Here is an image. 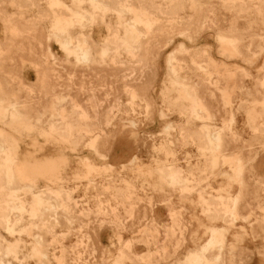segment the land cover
Here are the masks:
<instances>
[{"label":"rangeland","instance_id":"1","mask_svg":"<svg viewBox=\"0 0 264 264\" xmlns=\"http://www.w3.org/2000/svg\"><path fill=\"white\" fill-rule=\"evenodd\" d=\"M0 182V264H264V0H0Z\"/></svg>","mask_w":264,"mask_h":264},{"label":"bare ground","instance_id":"2","mask_svg":"<svg viewBox=\"0 0 264 264\" xmlns=\"http://www.w3.org/2000/svg\"><path fill=\"white\" fill-rule=\"evenodd\" d=\"M77 2H78V1H77ZM108 2H109V1H108ZM79 26H80V25H79ZM122 28H123V27H122ZM78 29H79V27H78ZM104 44H105V43H104ZM79 51H80V50H79ZM5 154H6V153H5ZM168 171H170L172 174H173V172H174V171H172V170H168ZM170 172L168 173V176H169ZM162 173H163V172H162ZM166 176H167V175H166ZM168 176H167V177H168ZM171 178H172V177H170L169 180H171ZM175 180L177 181L178 178L175 179ZM173 181H174V180H173ZM1 182H2V181H1ZM1 182H0V183H1ZM235 197H236V196H235ZM36 200H37V199H36ZM36 200H35V201H36ZM37 203H38V201H37ZM226 205H227V203H226ZM225 209H226V208H225ZM231 209H232V208H231ZM221 211H224V209H222ZM214 213H215V212H214ZM227 213H228V210H225V212H223V214H222V215H223V220H225ZM212 214H213V213H212ZM220 214H221V213H220ZM220 214H219V215H220ZM230 214H231V213H230ZM213 215H214V214H213ZM216 215H217V214L215 213V216H216ZM219 215H218V218H219ZM208 217H209V216H208ZM211 217H212V216H211ZM211 217H210V218H211ZM216 218H217V217H216ZM211 219H214V218H211ZM219 219H220V218H219ZM226 219H227V218H226ZM1 220H2V222H4V223L7 222V220H8V219H7V216H6V215H3V217H2ZM214 220H215V219H214ZM223 220H222V221H223ZM231 221H232V220H231ZM225 222H227V221H225ZM5 224H6V223H5ZM8 224H9V222H8ZM2 225H3V224H2ZM3 226H4V225H3ZM6 227H7V226H6ZM212 232L214 233V236H215V237H217L218 235H221L220 229H218V228H217V229H213ZM212 237H213V236H212ZM212 239H213V238H212ZM214 239H216V238H214ZM212 241H213V240H212ZM210 243H211V242H209L208 244H210ZM201 251H202V250H201ZM200 255H201V254H200ZM193 259H194V260H193L194 263H192V264H200V263L202 262L203 256L201 257V256H199L198 254H194Z\"/></svg>","mask_w":264,"mask_h":264}]
</instances>
